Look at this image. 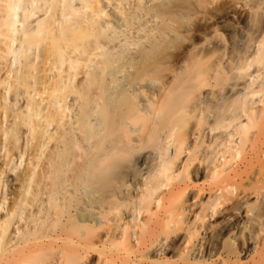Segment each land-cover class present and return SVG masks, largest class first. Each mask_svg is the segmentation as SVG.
<instances>
[{
    "label": "bare ground",
    "instance_id": "obj_1",
    "mask_svg": "<svg viewBox=\"0 0 264 264\" xmlns=\"http://www.w3.org/2000/svg\"><path fill=\"white\" fill-rule=\"evenodd\" d=\"M0 264H264V0H0Z\"/></svg>",
    "mask_w": 264,
    "mask_h": 264
}]
</instances>
